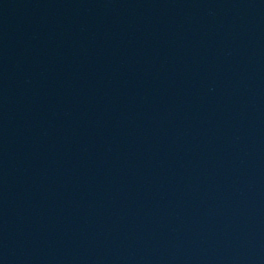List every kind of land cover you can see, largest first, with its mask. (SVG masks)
I'll use <instances>...</instances> for the list:
<instances>
[{
  "label": "water",
  "instance_id": "95a60500",
  "mask_svg": "<svg viewBox=\"0 0 264 264\" xmlns=\"http://www.w3.org/2000/svg\"><path fill=\"white\" fill-rule=\"evenodd\" d=\"M0 264H264V0H225Z\"/></svg>",
  "mask_w": 264,
  "mask_h": 264
}]
</instances>
